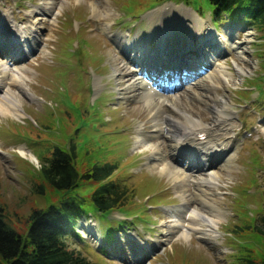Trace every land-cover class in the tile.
I'll use <instances>...</instances> for the list:
<instances>
[{"label": "rangeland", "instance_id": "1", "mask_svg": "<svg viewBox=\"0 0 264 264\" xmlns=\"http://www.w3.org/2000/svg\"><path fill=\"white\" fill-rule=\"evenodd\" d=\"M61 1V12L42 22L38 29L42 37L38 48L24 56L15 45L8 52L0 48L1 58H7L13 50L21 57V64L32 69L27 81L32 96H20L25 116L0 119V206L4 207L7 222L25 236L34 208H45L64 195L81 196L87 198L85 208L94 213L79 221V237L71 235L66 241L96 264H241L247 256L260 261L264 241L254 225L260 224L264 208V26L234 22L225 14L216 17L210 0H103L114 12L109 18L112 32L141 40L153 50L173 46L176 54L188 48L187 33L193 25L191 20L182 23L180 11L177 13L173 4L177 2L204 17L205 29L211 26L217 33L243 41L245 33L253 31L250 42H244L250 60L242 62L235 51L218 50L217 57L232 68L233 60L250 67L237 86L207 91L203 85L205 67L191 68L194 73L190 72L188 80L174 81L178 74L171 80L162 79L170 87L177 85V93L191 96L195 114L202 115L206 122L212 120L210 105L214 99L229 95L235 110L232 137L236 145L230 175L222 169L220 160L215 166L222 177L219 200L224 208L218 239L178 237L159 245L170 207L182 201L168 177L147 166L150 152L141 154L134 143L135 128L144 119L140 113L146 112L143 108L136 113L130 110L143 103L135 98L122 99L112 89L116 85L114 67L117 62L127 63V59L117 38L102 30L108 19L94 15L92 1L97 0ZM39 2L0 0V19L4 11L10 10L19 23L27 22V9ZM163 29L167 34L159 46ZM206 40V47L218 48L219 42L212 37ZM43 49L50 53L45 55ZM192 49L188 48L189 52ZM126 67L132 69L131 64ZM177 70L182 72V67ZM96 76L103 84L98 90L94 86ZM70 144L76 145V167L81 174L99 158L116 163L112 179L129 191L119 210L107 216L95 211L90 200L101 182L93 177L82 178L77 187L63 190L42 176V164L52 155L54 145ZM20 145L31 150L39 164L20 156L16 151ZM166 151L170 152L167 146ZM191 159H186L188 165ZM40 184L45 192L35 191Z\"/></svg>", "mask_w": 264, "mask_h": 264}, {"label": "bare ground", "instance_id": "2", "mask_svg": "<svg viewBox=\"0 0 264 264\" xmlns=\"http://www.w3.org/2000/svg\"><path fill=\"white\" fill-rule=\"evenodd\" d=\"M32 6L26 12L27 22L23 23L15 19L13 11H4V17L0 19V48L5 52L15 45L24 56L31 49L38 48L42 41L38 31L41 23L56 17L64 4L61 0H40ZM92 9L97 17L108 19L102 30L117 38L127 63L132 65L129 70L127 63H116L112 74L116 85L112 89L122 99L135 98L143 103V106L131 107L130 110L136 113L143 108L146 112L140 113L144 119L135 128L134 143L141 154L150 152L147 166L168 177L173 183L176 196L182 201V204L170 207L159 245L178 237L185 240L194 236L206 241L217 240L220 235L219 224L224 218V208L220 206L219 200V190L223 186L222 177L215 166L220 160L222 169L229 175L234 168L236 141L232 134L235 132V110L229 102V95H218L214 104L210 105L213 108L212 120L206 122L202 115L195 114L189 100L191 96L177 93V85L170 87L162 79L171 80L172 75L178 74L174 81L188 80L191 77L190 72L194 73L193 70L205 67L206 83L203 85L207 91L229 85L237 86L241 75L251 71L250 67L239 60H233L232 68L227 61L217 57L218 50L235 51L242 62L250 60L247 56L249 48L245 43L250 42L249 36L253 31L245 33L246 41L230 38L227 34L215 32L211 26L205 29L204 20L196 12L180 6L177 7V13L180 11L182 23L191 20L193 25L187 33V47L192 49L194 46L195 49L189 52L188 48H183L175 54L173 46L169 50L163 47L153 50L141 40H130L126 35L113 33L109 18L114 12L109 3L104 4L103 0L92 1ZM166 31L167 29H163L160 34L159 46L166 38ZM179 37L177 39L181 40ZM210 37L219 42L218 48L216 45L211 46V49L206 47V39ZM43 52L45 55L50 53L46 49ZM17 55L12 50L7 58L0 57V119L2 116L23 118L25 112L21 108L20 96H32L27 84L32 69L21 64V57ZM181 67L182 72L177 70ZM189 68L193 70L189 71ZM157 75L160 77L157 78ZM102 85L101 77L96 76L95 89L98 90ZM166 146L170 152L166 151ZM182 149H185L184 153ZM16 151L33 164H39V158L24 145H20ZM136 155L140 158L138 152ZM190 158L192 159L188 165L186 159Z\"/></svg>", "mask_w": 264, "mask_h": 264}, {"label": "trees", "instance_id": "3", "mask_svg": "<svg viewBox=\"0 0 264 264\" xmlns=\"http://www.w3.org/2000/svg\"><path fill=\"white\" fill-rule=\"evenodd\" d=\"M210 2L214 6L216 17L225 14L231 16L234 22L264 26V0ZM77 157L75 144L68 147L54 145L52 155L42 164V176L63 190L77 187L82 178L93 177L101 182L90 200L95 211L107 216L112 211L119 210L128 199L129 191L123 184L112 179L117 170L116 163L99 158L81 174L76 167ZM36 190L45 192V187L40 184L36 186ZM86 202L85 197L64 195L45 208H34L29 215V227L25 236L7 222L4 207L0 206V264H96L71 248L66 241L71 235L79 237V221L87 214L94 213L85 208ZM259 222L254 227L264 241V208ZM241 264H264V257L257 261L247 256Z\"/></svg>", "mask_w": 264, "mask_h": 264}]
</instances>
